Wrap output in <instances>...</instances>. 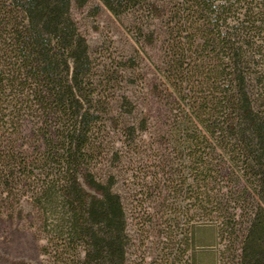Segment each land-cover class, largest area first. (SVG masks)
<instances>
[{
	"label": "trees",
	"instance_id": "16d2710c",
	"mask_svg": "<svg viewBox=\"0 0 264 264\" xmlns=\"http://www.w3.org/2000/svg\"><path fill=\"white\" fill-rule=\"evenodd\" d=\"M100 1L114 16L162 15L167 95L176 104L167 131L178 155L168 187L195 209L187 226V204L170 202L168 226L177 231L183 218L179 244L190 228L200 258L227 264L206 249L244 217L237 264H264V0H163L161 9L148 0ZM90 70L69 0H0V201L9 183L29 180L47 232L44 262L25 264H124L128 235L112 177L86 170L99 120ZM29 111L30 159L13 121ZM118 125L127 144L145 128ZM169 254L166 264L182 259Z\"/></svg>",
	"mask_w": 264,
	"mask_h": 264
},
{
	"label": "rangeland",
	"instance_id": "374dc122",
	"mask_svg": "<svg viewBox=\"0 0 264 264\" xmlns=\"http://www.w3.org/2000/svg\"><path fill=\"white\" fill-rule=\"evenodd\" d=\"M148 1L159 9L163 6V0ZM69 15L86 40L90 81L95 86L92 97L99 108L95 153L86 170L96 180L112 177L111 188L120 198L128 235L124 264H166L168 253L170 261L182 254L181 261L174 264H208L209 256L203 254L200 258L190 228L187 245L179 244L184 238L179 229L183 218L177 231L173 225L168 226V218L172 217L170 202L182 198L168 187L175 183L178 155L172 152L174 143L167 131L176 104L167 95L162 15L153 19L138 18L134 12L114 16L100 0H69ZM121 95L126 98L121 100ZM13 121L19 131V148L30 159L37 152L33 148L36 118L29 111L26 115L14 114ZM140 121L145 128L134 132L132 143L123 142L118 124L134 122L138 126ZM222 156L211 157L214 161ZM32 173L40 176L37 169ZM15 181L7 187L9 196L0 201V264L43 263L47 232L42 227L39 202L34 199L29 180ZM191 201H182L188 207L184 215L187 226L195 219ZM242 219L229 234L214 238L206 250L215 252L218 259L221 252L223 261L237 264L246 221Z\"/></svg>",
	"mask_w": 264,
	"mask_h": 264
}]
</instances>
